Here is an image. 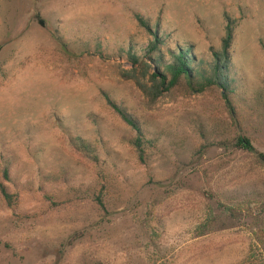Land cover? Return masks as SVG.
<instances>
[{
  "label": "rangeland",
  "instance_id": "1",
  "mask_svg": "<svg viewBox=\"0 0 264 264\" xmlns=\"http://www.w3.org/2000/svg\"><path fill=\"white\" fill-rule=\"evenodd\" d=\"M136 16L205 60L230 24L237 114L217 87L150 103L124 78L147 80L126 55L151 40ZM238 137L264 156V0H0V183L20 193L0 200V264H264L247 215L220 207L264 204Z\"/></svg>",
  "mask_w": 264,
  "mask_h": 264
},
{
  "label": "trees",
  "instance_id": "2",
  "mask_svg": "<svg viewBox=\"0 0 264 264\" xmlns=\"http://www.w3.org/2000/svg\"><path fill=\"white\" fill-rule=\"evenodd\" d=\"M36 19L37 23L43 27L44 23L39 18ZM135 19L138 25L149 34L151 40L142 58L136 56L132 50H129L126 55L132 66L140 67L143 70L142 77L144 79L147 77V80L140 82L132 75L124 76V78L133 80L150 103H154L163 93H169L175 89L189 93H201L206 87H217L221 91V97L226 101L231 117L237 114L239 106L234 100L236 90L235 78L232 77L231 45L233 34L230 24H227L225 28L226 34L221 40L220 48L218 50L210 49L209 58L205 60L197 58L193 54L192 47L176 46L171 48L168 37L159 36L157 29L153 31L151 25L139 16H136ZM105 102L135 133L134 139L130 142L131 146L139 149L140 153H144L142 147L149 144V141L138 121L127 112L126 108L116 104L110 98L105 97ZM80 143L82 142L80 141ZM236 144L245 151L254 152L247 138L238 137ZM256 155L264 164V156ZM4 177L6 180V171ZM0 200L6 208L12 209L20 202V193H10L0 183ZM98 204L102 207L101 202L98 201ZM220 207L234 219H240L247 215L250 225L254 229L253 233L264 248V204L260 206L249 204L240 209L225 204H221Z\"/></svg>",
  "mask_w": 264,
  "mask_h": 264
}]
</instances>
